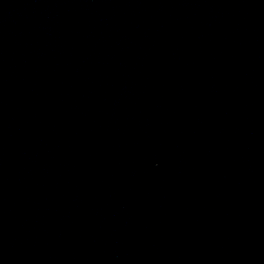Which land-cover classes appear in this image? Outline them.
Returning a JSON list of instances; mask_svg holds the SVG:
<instances>
[{"label": "water", "instance_id": "obj_1", "mask_svg": "<svg viewBox=\"0 0 264 264\" xmlns=\"http://www.w3.org/2000/svg\"><path fill=\"white\" fill-rule=\"evenodd\" d=\"M0 264H264V0H0Z\"/></svg>", "mask_w": 264, "mask_h": 264}]
</instances>
